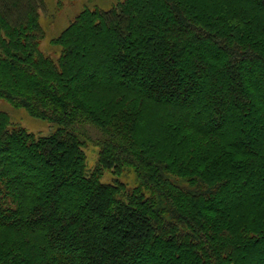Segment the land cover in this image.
Returning a JSON list of instances; mask_svg holds the SVG:
<instances>
[{"label":"trees","instance_id":"obj_1","mask_svg":"<svg viewBox=\"0 0 264 264\" xmlns=\"http://www.w3.org/2000/svg\"><path fill=\"white\" fill-rule=\"evenodd\" d=\"M44 5L0 0V99L54 125L0 111V264H264V0L84 7L56 58Z\"/></svg>","mask_w":264,"mask_h":264},{"label":"rangeland","instance_id":"obj_2","mask_svg":"<svg viewBox=\"0 0 264 264\" xmlns=\"http://www.w3.org/2000/svg\"><path fill=\"white\" fill-rule=\"evenodd\" d=\"M116 0H44V9L39 12V23L42 27L43 37L40 40V49L54 58L58 55L59 48L52 43L63 28H65L84 7L109 8ZM0 111L6 112L10 118V126L23 127L26 130L45 135L54 129L51 123L35 118L22 107H14L5 100L0 99ZM81 137L84 139L83 150L86 156V166L89 170L97 163L98 145L94 139L98 135L96 130L89 124L81 126ZM101 181L109 182L112 174L103 172ZM121 180L129 187L136 184L135 173L128 169L121 176Z\"/></svg>","mask_w":264,"mask_h":264}]
</instances>
